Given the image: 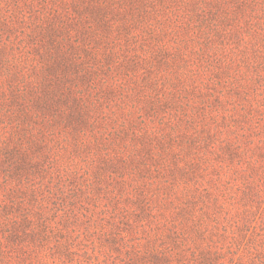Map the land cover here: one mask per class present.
Here are the masks:
<instances>
[{"label": "trees", "instance_id": "16d2710c", "mask_svg": "<svg viewBox=\"0 0 264 264\" xmlns=\"http://www.w3.org/2000/svg\"><path fill=\"white\" fill-rule=\"evenodd\" d=\"M0 264H264V0H0Z\"/></svg>", "mask_w": 264, "mask_h": 264}, {"label": "rangeland", "instance_id": "374dc122", "mask_svg": "<svg viewBox=\"0 0 264 264\" xmlns=\"http://www.w3.org/2000/svg\"><path fill=\"white\" fill-rule=\"evenodd\" d=\"M110 178H111V175H108ZM109 181H111V180H109ZM91 210H89V211H94V216L95 217H99L100 216V213H99V211H100V205H98L97 207H93V206H91L90 205V207H89Z\"/></svg>", "mask_w": 264, "mask_h": 264}]
</instances>
